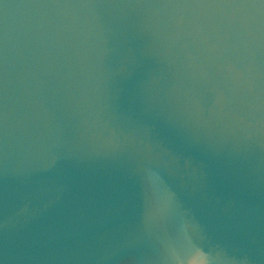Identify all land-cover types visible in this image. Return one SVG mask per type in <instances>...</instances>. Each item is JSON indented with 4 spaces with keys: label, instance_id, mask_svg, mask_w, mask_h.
<instances>
[{
    "label": "water",
    "instance_id": "obj_1",
    "mask_svg": "<svg viewBox=\"0 0 264 264\" xmlns=\"http://www.w3.org/2000/svg\"><path fill=\"white\" fill-rule=\"evenodd\" d=\"M264 264V0H0V264Z\"/></svg>",
    "mask_w": 264,
    "mask_h": 264
},
{
    "label": "clouds",
    "instance_id": "obj_2",
    "mask_svg": "<svg viewBox=\"0 0 264 264\" xmlns=\"http://www.w3.org/2000/svg\"><path fill=\"white\" fill-rule=\"evenodd\" d=\"M170 257L174 264H215L217 259L210 251H205L191 242L183 252L172 249Z\"/></svg>",
    "mask_w": 264,
    "mask_h": 264
}]
</instances>
